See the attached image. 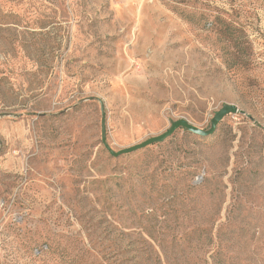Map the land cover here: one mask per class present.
Instances as JSON below:
<instances>
[{
  "label": "rangeland",
  "instance_id": "obj_1",
  "mask_svg": "<svg viewBox=\"0 0 264 264\" xmlns=\"http://www.w3.org/2000/svg\"><path fill=\"white\" fill-rule=\"evenodd\" d=\"M82 253L264 264V0H0V264Z\"/></svg>",
  "mask_w": 264,
  "mask_h": 264
},
{
  "label": "water",
  "instance_id": "obj_2",
  "mask_svg": "<svg viewBox=\"0 0 264 264\" xmlns=\"http://www.w3.org/2000/svg\"><path fill=\"white\" fill-rule=\"evenodd\" d=\"M238 111L237 107L233 104H224L212 117L211 122H210V127L209 129H203L199 128L185 119H178L175 120L171 123L170 127L168 128L167 131L160 135H156L153 137H150L140 143H137L135 145L120 149L118 151H114L106 142H105V136L102 134V142L104 148L108 151V153L113 156L117 157L122 154L130 153L132 151L144 148L150 144H153L155 142L161 141L172 135L177 129H185L186 131L199 135V136H207L209 134H212L214 130L216 129L217 124L228 114L236 113Z\"/></svg>",
  "mask_w": 264,
  "mask_h": 264
},
{
  "label": "trees",
  "instance_id": "obj_3",
  "mask_svg": "<svg viewBox=\"0 0 264 264\" xmlns=\"http://www.w3.org/2000/svg\"><path fill=\"white\" fill-rule=\"evenodd\" d=\"M202 232H203V230L195 229L194 227H192L190 229L186 228L180 233V235H179L180 238H178V241L174 242L173 244H174V246H182L183 244L185 246H190L194 242L195 239L197 240L200 238ZM84 254L87 255V253H84ZM88 256L90 258L89 254H88ZM83 257H84L83 253L80 255H76V257L73 259L74 262H72L71 264H90V263H84L86 261H85V259H83ZM89 258H88L87 262H89ZM90 262L93 264L95 262H97L98 264H105V263H103L104 261H102L101 259H96V258H92V260H90Z\"/></svg>",
  "mask_w": 264,
  "mask_h": 264
}]
</instances>
